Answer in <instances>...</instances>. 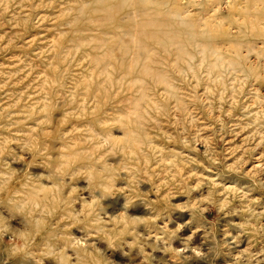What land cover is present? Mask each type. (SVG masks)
<instances>
[{
  "label": "rangeland",
  "instance_id": "obj_1",
  "mask_svg": "<svg viewBox=\"0 0 264 264\" xmlns=\"http://www.w3.org/2000/svg\"><path fill=\"white\" fill-rule=\"evenodd\" d=\"M159 1L193 59L117 84L96 0H0V264H264V0Z\"/></svg>",
  "mask_w": 264,
  "mask_h": 264
},
{
  "label": "bare ground",
  "instance_id": "obj_2",
  "mask_svg": "<svg viewBox=\"0 0 264 264\" xmlns=\"http://www.w3.org/2000/svg\"><path fill=\"white\" fill-rule=\"evenodd\" d=\"M95 3H97L98 6L94 7L91 11L92 15L95 16L92 22L99 25L104 24L105 27L104 25L99 26V28H103L104 31L107 30L109 25H114L103 33V36H108V39L99 41L104 43L107 49L108 65L112 66L113 73H120L117 84L124 83L123 81H125L127 70L129 72H137L135 80L138 82L142 81V76L152 77L153 79L157 78V80L166 82L164 75L153 68V65H163L162 59L155 60L157 54L156 50L151 46L153 44L159 46L162 52L167 55L174 49L173 52H175L177 54L176 57H178V59H176L177 61L180 60L188 63L189 60L193 59L191 54L183 51L186 46L182 47L178 37H176L178 31L173 32L174 29L180 28L182 32L187 33L191 31L192 33L197 26L195 21L184 16L185 13L182 12V10H172L167 18L164 19L161 18L162 13L160 9L168 3L165 1L96 0ZM127 20H131L134 26L131 28L129 26L127 27ZM142 33L143 37L141 39V37L139 38L138 36H141ZM171 33L175 35L173 36ZM192 35L194 34L192 33ZM202 54L204 55V52H202ZM128 58L130 59L129 63ZM205 60L206 58L204 62ZM103 62L104 59L97 57L96 63L98 66ZM112 74L109 72L107 73L109 79L113 78ZM109 84L114 88L115 84H112V79H110Z\"/></svg>",
  "mask_w": 264,
  "mask_h": 264
}]
</instances>
